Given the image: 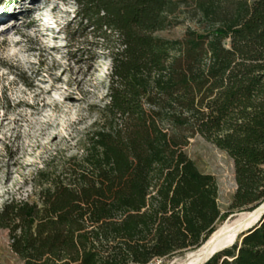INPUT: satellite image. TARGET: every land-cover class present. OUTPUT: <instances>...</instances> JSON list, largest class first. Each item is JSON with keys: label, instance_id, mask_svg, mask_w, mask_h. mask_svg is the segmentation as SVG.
I'll list each match as a JSON object with an SVG mask.
<instances>
[{"label": "trees", "instance_id": "1", "mask_svg": "<svg viewBox=\"0 0 264 264\" xmlns=\"http://www.w3.org/2000/svg\"><path fill=\"white\" fill-rule=\"evenodd\" d=\"M75 1L97 37L116 36L109 103L83 158L40 171L38 200L6 202L0 230L22 264H148L197 250L228 216L215 178L184 152L191 139L232 159L231 211L264 203V0ZM180 15L196 28L155 35ZM206 264H264V215Z\"/></svg>", "mask_w": 264, "mask_h": 264}, {"label": "rangeland", "instance_id": "2", "mask_svg": "<svg viewBox=\"0 0 264 264\" xmlns=\"http://www.w3.org/2000/svg\"><path fill=\"white\" fill-rule=\"evenodd\" d=\"M256 1L248 0L250 5ZM189 28L196 25L180 15L176 26L155 35L176 41ZM97 36L78 19L75 0H0V208L11 199L36 202L40 171L59 175L83 158L86 135L109 103L110 48L116 44V36L109 41ZM184 152L216 180L218 206L228 216L216 230L250 213L230 210L237 185L226 152L201 136ZM0 263L22 264L7 230H0Z\"/></svg>", "mask_w": 264, "mask_h": 264}, {"label": "bare ground", "instance_id": "3", "mask_svg": "<svg viewBox=\"0 0 264 264\" xmlns=\"http://www.w3.org/2000/svg\"><path fill=\"white\" fill-rule=\"evenodd\" d=\"M63 104L66 105V102ZM263 212L264 204L253 212L239 214L234 220H229L221 225L199 249L188 253L181 260L172 261L170 264H201L215 250L239 237L240 232L252 226Z\"/></svg>", "mask_w": 264, "mask_h": 264}, {"label": "water", "instance_id": "4", "mask_svg": "<svg viewBox=\"0 0 264 264\" xmlns=\"http://www.w3.org/2000/svg\"><path fill=\"white\" fill-rule=\"evenodd\" d=\"M263 217V215H261V217L250 227H248L247 229L243 230L240 232L239 236L246 233L248 230L252 229L254 226H256L259 221L261 220V218ZM242 240H240L241 243ZM238 242V237H236L233 241L225 244L224 246H222L221 248H218L217 250H215L204 262H202L201 264H206L208 263L212 258H214L216 255H219L221 253H223L224 251L232 248L233 246L236 245V243Z\"/></svg>", "mask_w": 264, "mask_h": 264}, {"label": "built area", "instance_id": "5", "mask_svg": "<svg viewBox=\"0 0 264 264\" xmlns=\"http://www.w3.org/2000/svg\"><path fill=\"white\" fill-rule=\"evenodd\" d=\"M159 260H164V259H158V258H156V259H153L152 261H150L148 264H158V261Z\"/></svg>", "mask_w": 264, "mask_h": 264}]
</instances>
